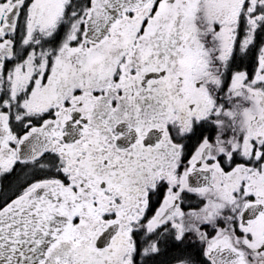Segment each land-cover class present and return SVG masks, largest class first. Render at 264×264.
I'll list each match as a JSON object with an SVG mask.
<instances>
[{
    "label": "snow or ice",
    "instance_id": "obj_1",
    "mask_svg": "<svg viewBox=\"0 0 264 264\" xmlns=\"http://www.w3.org/2000/svg\"><path fill=\"white\" fill-rule=\"evenodd\" d=\"M0 264H264V0H0Z\"/></svg>",
    "mask_w": 264,
    "mask_h": 264
}]
</instances>
